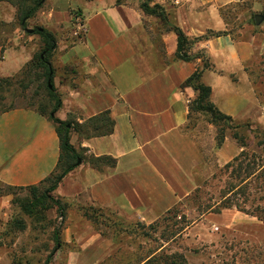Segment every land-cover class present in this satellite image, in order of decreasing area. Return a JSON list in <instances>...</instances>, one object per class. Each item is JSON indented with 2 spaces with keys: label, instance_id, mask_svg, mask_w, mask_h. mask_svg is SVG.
<instances>
[{
  "label": "crops",
  "instance_id": "0c3cea01",
  "mask_svg": "<svg viewBox=\"0 0 264 264\" xmlns=\"http://www.w3.org/2000/svg\"><path fill=\"white\" fill-rule=\"evenodd\" d=\"M242 1L155 0L172 11L176 25L189 38L209 29L227 31L192 43L205 50L211 63L201 80L211 87L210 98L222 112L239 118L254 107L258 118V98L252 87L246 83L241 92H235L241 76L238 80L226 76L238 73V66L242 68L254 51L264 52L263 30L238 40L227 29L221 8ZM136 2L45 0L26 23L44 27L56 40L50 62L61 104L54 115L61 120L71 116L82 123L109 110L114 120L112 133L84 138L72 132L70 142L85 150L84 154L115 158V166L99 170L83 161L62 178L55 197L87 199L127 221H153L197 187L194 170L203 159L194 136L183 130L188 114L185 100L194 90L190 86L182 89L180 84L202 62L200 57L189 61L174 58L175 32L163 30ZM71 9L78 10L82 18L85 32L81 36L76 35L78 25ZM251 9L254 19L264 18L263 0H253ZM15 19L7 41L0 43V80L8 78L10 83L43 47L39 34L21 32L15 6L0 1V23ZM38 70L41 75L42 68H33L23 76ZM207 73L216 75L213 85L204 81ZM60 151L54 122L36 106L16 104L0 111V183L37 185L56 169ZM237 153L225 139L218 149V163H226V158ZM10 199L9 194L0 196L2 221L9 215ZM68 207L69 216L61 220L77 221L80 217H72L69 212L74 211ZM89 236L93 248L100 235L93 231Z\"/></svg>",
  "mask_w": 264,
  "mask_h": 264
},
{
  "label": "rangeland",
  "instance_id": "374dc122",
  "mask_svg": "<svg viewBox=\"0 0 264 264\" xmlns=\"http://www.w3.org/2000/svg\"><path fill=\"white\" fill-rule=\"evenodd\" d=\"M120 1L125 0H116V2ZM29 2L30 0H25L24 3ZM252 2L253 0H245L221 8L227 29L233 32L235 39L247 40L251 32L264 31V18H261L259 23L250 22L253 14ZM136 3L139 7V0ZM15 9L17 15V6ZM71 12L74 13L73 21L75 20L76 25H79L76 18L79 11L71 9ZM168 14V23H175L172 11H168ZM155 19L159 23V20ZM15 26L16 19L0 23L1 44L7 41ZM35 26L27 22L26 29H21V32L27 34L29 33L27 28ZM77 31V36L83 34L79 27ZM77 36L74 35L76 38ZM189 53L201 57L207 56L204 49L194 48L192 44ZM201 62L202 66L204 60ZM208 62L210 63L209 58ZM238 67L241 69L238 73L234 72L226 76L232 80H238L241 76V80L237 81L235 92H241L246 83L252 87L258 98L256 108L259 109V117L257 118L258 115L253 107L245 116L232 117L231 124H221V126L224 128L225 139L229 140L231 147L237 148L238 153L241 147L233 137L234 131L243 135L248 144L246 148L248 154L255 152L256 155L263 157L261 148L256 145V134L264 130V120H260L264 119V52L254 51L244 61L242 68ZM207 69H211V63ZM40 71L28 77L20 72L11 83L1 86L0 111L16 104L36 107L42 105L50 111L51 100L43 87ZM214 77L215 74L207 73L204 81L213 85ZM52 82L55 83L54 79ZM195 96L194 91L192 96L187 97L185 100L187 106ZM260 110L263 115L260 114ZM68 119L72 117L68 116ZM208 119L207 114L198 111L192 113L190 120H187L183 127L184 131L194 136L203 159L194 170L196 185L201 187L198 199L192 198V192L171 210L159 214L153 221L142 219L127 221L87 199L80 201L62 199L66 207L73 209L74 212H69L72 217H80H77V221H63L55 207L43 210L40 214L24 212L20 207L19 199H30L29 190L13 189L12 194H9L11 197L9 215L5 220H0V264H45L49 256L48 264H264V223L261 220L235 207L222 209L220 212H204L202 208L203 204L219 201L220 190L227 179L224 165L238 154L226 158L224 164L218 163V149L223 144L217 146L216 135L220 126L209 122ZM246 123L254 129L253 132H250ZM231 125L238 127H230ZM249 181L254 185L247 189L249 203L252 200L255 204H264V190L255 187V182L258 181L254 178H250ZM46 185L48 182L38 187L42 189ZM52 194L55 196L54 191ZM234 195L231 194L229 197L235 200ZM236 197L239 200L238 194ZM65 215V217L69 216L68 211ZM17 220L22 221L24 227L17 224ZM55 228L59 229L58 248H54ZM93 231L100 235V241L96 243L97 246L90 248L92 244L89 235ZM65 238L67 241L64 240Z\"/></svg>",
  "mask_w": 264,
  "mask_h": 264
},
{
  "label": "trees",
  "instance_id": "16d2710c",
  "mask_svg": "<svg viewBox=\"0 0 264 264\" xmlns=\"http://www.w3.org/2000/svg\"><path fill=\"white\" fill-rule=\"evenodd\" d=\"M1 1V0H0ZM17 6V23L18 26L25 30L26 21L32 17L37 10L43 5L45 0H30L28 4H25V0L21 2H15L13 0H6ZM245 1V0H243ZM242 1V2H243ZM239 3V2H238ZM235 3V4H238ZM139 8L146 15L154 16L159 20V24L163 27V30L174 31L177 36V47L174 54V58L189 61L193 58L201 57L199 55H191L189 53L190 45L197 40L206 39L212 36H219L221 34L227 33V31H213L207 30L204 34L189 38L182 29L176 25V23L169 24V14L165 10L164 6L155 2V0H139ZM264 14V9L261 11ZM78 15V14H77ZM76 15V16H77ZM254 15H251L250 22L255 24ZM37 33L40 35L43 41V47L39 54H37L30 63V66L26 67L22 73L25 75L30 74V71L35 68H42L41 77L43 78V87L48 94V98L51 100L50 111H47L42 105L37 107L40 112L46 114L55 124L56 131L60 139V156L56 169L47 177H45L37 185H31L28 187H13L0 183V196L6 194H12L13 189H28L31 195L30 199L25 198L24 200L19 199V204L22 210L26 213L40 214L43 210L55 207L57 213L61 219L65 216L66 204L61 198L55 197L52 192L61 182L62 178L71 170H73L81 162L85 161L92 167L102 170L104 167H114L116 164V159L109 155L94 156L92 154H84L85 150L76 149L74 145L70 142L71 131H75L79 136L84 138H90L94 136H104L112 133L114 120L110 116L109 110H104L97 115L89 117L82 123H78L74 119L61 120L54 114L61 104V100L57 92L55 91L53 80V66L50 62V56L52 51L56 47V40L54 35L42 26L33 27V32L30 34ZM201 57L203 65L197 67L181 84L180 88L192 87L196 92V96L188 104V114L187 120H190L192 113L198 111L208 115V121L214 124H219L220 129L216 135L217 146L219 147L224 139V128L221 124L232 123V116L222 112L210 99L211 87L201 80V75L203 71L210 67L208 62V57ZM28 68V69H27ZM0 87L10 82L7 79H1ZM249 127L250 132L254 129L250 128V124L246 123ZM237 128L238 125L230 126ZM257 128V127H256ZM233 137L237 139L241 151L233 157V159L224 165V169L227 173V179L224 183L223 188L220 190V199L214 203L203 204L202 208L204 212H220L222 209L235 207L246 214L257 217L264 223V204H255L254 201H250L247 196V189L252 186L249 181L250 178H254L255 187L262 188L264 190V130L257 132V146L261 148L262 156L256 155L255 152L248 154L246 148L248 146L243 135H240L238 131H234ZM80 161V163H78ZM48 182V185L39 189L40 184ZM254 187V185H253ZM1 188H3L1 190ZM201 187L197 186L192 194V198L198 199L199 193L201 192ZM233 195L232 198L229 195ZM239 195V200L236 197ZM177 205V204H176ZM198 206V205H196ZM201 208V209H202ZM171 210V209H170ZM169 211V210H168ZM203 212V213H204ZM15 223V222H14ZM17 224L21 227L23 226L22 221L17 220ZM13 226H11V229ZM59 229H54V242L55 247L58 248L59 245ZM50 256L46 259L45 264H48Z\"/></svg>",
  "mask_w": 264,
  "mask_h": 264
},
{
  "label": "built area",
  "instance_id": "2783aa9c",
  "mask_svg": "<svg viewBox=\"0 0 264 264\" xmlns=\"http://www.w3.org/2000/svg\"><path fill=\"white\" fill-rule=\"evenodd\" d=\"M76 18L79 21L78 27H79L80 31H82L84 33L85 32V28H84V24L82 23V18L79 15H77Z\"/></svg>",
  "mask_w": 264,
  "mask_h": 264
},
{
  "label": "water",
  "instance_id": "95a60500",
  "mask_svg": "<svg viewBox=\"0 0 264 264\" xmlns=\"http://www.w3.org/2000/svg\"><path fill=\"white\" fill-rule=\"evenodd\" d=\"M256 23H259V21L261 20V17L260 16H256ZM27 31L29 32V33H32L33 32V29H27ZM78 163H80V161H78Z\"/></svg>",
  "mask_w": 264,
  "mask_h": 264
}]
</instances>
